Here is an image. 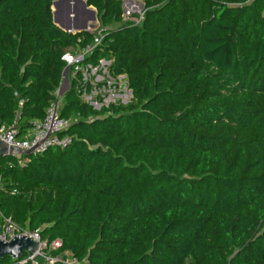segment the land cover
I'll list each match as a JSON object with an SVG mask.
<instances>
[{"label": "trees", "instance_id": "trees-1", "mask_svg": "<svg viewBox=\"0 0 264 264\" xmlns=\"http://www.w3.org/2000/svg\"><path fill=\"white\" fill-rule=\"evenodd\" d=\"M53 1L0 0V125L25 137L52 103L73 118L65 147L0 157V226L63 257L37 264H264V0H142L136 24L85 0L104 28L80 67L106 60L132 94L99 109L81 69L57 93L62 55L97 33L60 29Z\"/></svg>", "mask_w": 264, "mask_h": 264}, {"label": "built area", "instance_id": "built-area-1", "mask_svg": "<svg viewBox=\"0 0 264 264\" xmlns=\"http://www.w3.org/2000/svg\"><path fill=\"white\" fill-rule=\"evenodd\" d=\"M141 13L140 17L137 19V22H140L142 19ZM101 41L100 33H97L90 44L86 45L84 48H79L77 50H68L62 55V60L66 63L67 66H72L74 73L81 69V61L88 56L93 48L98 45ZM73 122V118L61 117L59 114V103H52L47 108L45 117L42 120L34 121L32 127L27 132L25 137H18L16 134V128L12 126L0 125V139L8 147H14L18 149H30L33 148V153H41L48 149L49 147H65L71 140L70 136L65 132L70 127ZM17 156L19 164H23L26 159L21 157L22 155ZM21 234L30 237L38 243V250L35 254L29 255L27 253L26 257H23L20 261H31L32 264H37L38 259L44 260L46 263H53L56 260H63L62 256L52 257L47 255L44 251L47 247V242L42 241L39 236L38 231H29L23 229L16 225L10 219L4 218L3 224L0 226V239L7 241L12 239L15 235ZM61 245L59 239H55L48 247L50 249H56ZM18 259V258H15ZM68 264H86L78 263L75 259L73 261H67Z\"/></svg>", "mask_w": 264, "mask_h": 264}, {"label": "rangeland", "instance_id": "rangeland-1", "mask_svg": "<svg viewBox=\"0 0 264 264\" xmlns=\"http://www.w3.org/2000/svg\"><path fill=\"white\" fill-rule=\"evenodd\" d=\"M89 7L94 9L92 6ZM121 7L123 10V22H133L135 24L139 23L137 22V19L140 17L144 9V3L142 0H121ZM76 9L77 14L80 18L86 19L87 17H89L88 13L84 14L80 12L79 5H76ZM96 17L97 27L92 32L100 33V31L104 27L101 24L97 13ZM121 23L113 22L112 24L105 27H118L121 25ZM108 64L109 62H107L106 60H100L98 66H92L90 63H86L81 67V80L83 82H89L92 88L88 93L85 92L84 89H82L80 92V98L83 102L89 104L94 109L106 107L109 104L125 105L132 101V94L127 87V83L124 77H117L116 79L111 78L107 73ZM67 78L68 87L64 90L63 94L72 88V85L70 83V74H67ZM74 89L76 90L75 87ZM59 102H61V100ZM65 259L67 261H73L69 254H66Z\"/></svg>", "mask_w": 264, "mask_h": 264}, {"label": "water", "instance_id": "water-1", "mask_svg": "<svg viewBox=\"0 0 264 264\" xmlns=\"http://www.w3.org/2000/svg\"><path fill=\"white\" fill-rule=\"evenodd\" d=\"M73 2V3H72ZM76 5H79L81 13H88L86 19L80 18L77 14ZM52 21L60 29L67 33L92 32L97 27L96 10L90 8L85 0H54L51 5ZM69 66L66 65L63 70L62 83L58 88V94L61 96L68 87ZM122 77V76H119ZM33 148L24 150L14 147H8L0 139V157L7 155L29 156L33 153ZM38 250V243L28 236L17 234L12 239L4 241L0 239V259L4 256L20 258L24 252L33 255Z\"/></svg>", "mask_w": 264, "mask_h": 264}, {"label": "crops", "instance_id": "crops-1", "mask_svg": "<svg viewBox=\"0 0 264 264\" xmlns=\"http://www.w3.org/2000/svg\"><path fill=\"white\" fill-rule=\"evenodd\" d=\"M67 74H69V72H67ZM73 75H74V72H72L71 74H70V76H71V78L73 77ZM69 76V75H68ZM57 93H58V91H57ZM59 95V94H58ZM60 96V95H59Z\"/></svg>", "mask_w": 264, "mask_h": 264}]
</instances>
